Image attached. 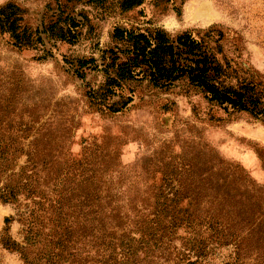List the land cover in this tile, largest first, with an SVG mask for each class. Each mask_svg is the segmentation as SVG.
<instances>
[{
    "label": "rangeland",
    "instance_id": "rangeland-1",
    "mask_svg": "<svg viewBox=\"0 0 264 264\" xmlns=\"http://www.w3.org/2000/svg\"><path fill=\"white\" fill-rule=\"evenodd\" d=\"M72 1L0 0V8L18 5L24 24L33 28L47 24L59 3L76 13L87 11L94 25L92 32L84 29L76 45L46 40L48 56L44 47L19 50L0 37V87H19L7 116L15 120L12 132H21V167L37 163L43 197L55 205L65 200L76 248L82 252L86 243L87 195H110L124 203L154 198L168 189V181L181 177L182 165L187 169L191 163H206L211 169L216 163H232L264 192L262 121L247 113L228 114L185 83L167 91L144 84L124 112L106 115L88 100V92L104 82L103 73L83 69L81 78L77 72L79 59L95 58L101 65V51L113 46L116 25L163 28L171 35L219 26L236 38L226 44L229 57L239 56L264 78V0H147L127 14L113 3L95 9ZM18 210L0 205V240L5 219L17 218ZM21 230V223L11 224L20 243ZM177 234L188 236L182 229ZM175 245L182 247V241ZM234 256L235 245L217 247L205 263L226 264ZM256 257L254 250L243 262L251 264ZM0 264H22L21 256L0 243Z\"/></svg>",
    "mask_w": 264,
    "mask_h": 264
},
{
    "label": "trees",
    "instance_id": "trees-1",
    "mask_svg": "<svg viewBox=\"0 0 264 264\" xmlns=\"http://www.w3.org/2000/svg\"><path fill=\"white\" fill-rule=\"evenodd\" d=\"M146 1L72 2L95 9L113 3L127 14ZM68 8L59 3L40 29L24 24L18 5L6 4L0 8V37L19 50L45 48L46 40L76 45L84 29L92 32L94 25L87 11ZM234 39L219 26L171 35L163 28L116 25L113 46L101 51V65L95 58L79 59L77 72L81 78L83 69L103 73L104 82L88 92V100L106 115L124 112L144 84L167 91L185 83L226 113H247L264 123V78L239 56L229 57L226 44ZM18 92V86L0 87V205L19 207L17 218L5 219L0 243L19 253L22 264H206L217 247L230 244L235 256L226 264H244L243 257L254 250L257 257L251 264H264V192L232 163H216L211 169L206 163H191L187 169L182 165L181 177L150 199L124 203L110 195H87L81 252L68 225L65 200L55 205L43 197L37 163L21 167V132H12L15 120L7 116ZM13 222L21 223V243L11 234ZM179 229L188 236H179Z\"/></svg>",
    "mask_w": 264,
    "mask_h": 264
}]
</instances>
